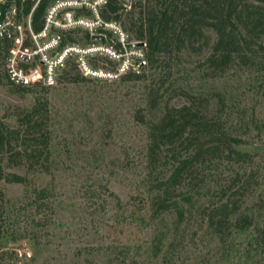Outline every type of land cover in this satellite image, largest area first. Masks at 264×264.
Here are the masks:
<instances>
[{"label":"rangeland","instance_id":"1","mask_svg":"<svg viewBox=\"0 0 264 264\" xmlns=\"http://www.w3.org/2000/svg\"><path fill=\"white\" fill-rule=\"evenodd\" d=\"M121 1L129 9L136 0ZM100 7V19L88 8L76 9L75 14L89 25L52 28L51 34L63 37L60 46L51 50L53 58L64 49V35L72 41L66 48H73L54 67V85L40 82L29 85V90L15 88L3 74L5 60L0 57V120L15 124L21 109L31 107L37 96H45L50 100L52 135L49 169L8 167L26 175L28 184H0L6 201L0 254L18 251V264H129L134 260L164 264L165 257V264H264L263 249L254 244L251 250L254 229L236 234L231 252L223 256L221 246L196 216L189 226L182 223L179 231L173 217L142 220L150 190L144 161L148 140L145 126L134 114L146 106L148 87L162 69L144 64V44L136 41L128 24L129 29L115 21L104 22ZM122 22L127 23L126 16ZM80 56L104 75L85 76L81 70L79 74L74 62L78 65ZM168 64L177 86L166 96L171 105L188 103V94L205 97L215 92L211 80L204 77L202 54L183 51ZM64 69L70 73L65 75ZM125 70L141 71L145 77L126 80L121 75ZM259 75L235 65L216 84V90L227 97L221 115L225 125L235 126L252 142L240 145L241 149L260 153L254 194L248 199L251 205L264 195V132L252 121L254 116L264 122V88L257 93L255 83L248 85ZM42 76L43 72L36 78ZM216 104L217 98L206 101L208 116L215 115ZM240 111L246 113L244 123L249 125L240 126ZM33 187L48 188V197L34 203ZM157 248L161 249L155 255Z\"/></svg>","mask_w":264,"mask_h":264},{"label":"trees","instance_id":"2","mask_svg":"<svg viewBox=\"0 0 264 264\" xmlns=\"http://www.w3.org/2000/svg\"><path fill=\"white\" fill-rule=\"evenodd\" d=\"M55 1L17 0L24 16L36 5L31 19L35 31L44 27L48 8ZM100 16L104 22L115 21L127 29L128 24L136 41L144 44V64L162 69L160 77L148 87L146 106L134 114L136 121L145 126L148 140L144 161L150 190L142 220L173 217L179 231L182 223L189 226L196 216L221 246L223 256L231 252L236 234L254 229L251 250L255 244L254 248L264 251V195L253 205L248 201L254 194L259 171L256 155L260 153L240 148L252 142L235 126L234 130L225 125L221 115L227 97L216 90L217 82L226 79L237 65L251 73H261L260 78L249 79L248 85L255 83L256 92H262L264 0H136L129 9L121 0H107L100 7ZM123 16L127 23L122 22ZM69 39L64 35V44L72 42ZM10 46L9 41L0 39V57L3 55L4 60ZM183 51L203 55L204 77L211 80L210 88L215 92L205 97L188 94V103L175 106L166 98L169 90L177 89L168 63L179 59ZM74 67L82 74L75 62ZM64 70L65 75L70 73ZM3 74L7 77L4 68ZM121 75L126 80L145 77L137 70H125ZM7 78L15 88L29 90ZM211 97L217 98V104L215 115L208 116L204 108ZM230 99L233 100L232 95ZM20 111L13 125L0 120V184H28L26 175L8 167L46 171L51 162L50 100L37 96L31 107ZM240 114V126L249 125L244 123L246 113ZM252 121L263 133L264 122L254 116ZM47 190L33 187L34 203L44 201ZM5 203V192L0 186V233ZM157 249L155 255L161 248ZM17 255L18 251L12 252L11 257L0 254V264H18L16 261L21 258ZM164 259L165 264L167 257ZM129 264L148 263L134 260Z\"/></svg>","mask_w":264,"mask_h":264},{"label":"built area","instance_id":"3","mask_svg":"<svg viewBox=\"0 0 264 264\" xmlns=\"http://www.w3.org/2000/svg\"><path fill=\"white\" fill-rule=\"evenodd\" d=\"M39 1V0H38ZM107 0H56L46 14L44 27L35 31L32 27V11L24 16L17 0H0V39L11 43L5 57L4 72L13 82L29 86L43 82L45 85H54L56 76L54 67L64 62V58L73 48H63L56 58L51 55L55 46L63 42L61 34H51L52 28H68L73 24L90 23L82 16L75 14L76 9L88 8L99 17L98 7ZM129 1V0H127ZM63 12V17L59 14ZM108 23V22H107ZM46 38V39H45ZM68 62V61H67ZM65 61V66L67 64ZM80 70L86 75H104V72L95 70L80 56L77 59ZM44 66V68H43ZM42 79L36 77L41 75Z\"/></svg>","mask_w":264,"mask_h":264}]
</instances>
